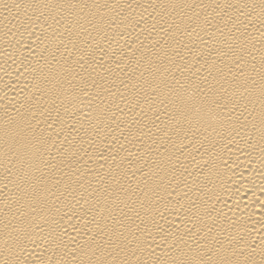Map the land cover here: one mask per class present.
Listing matches in <instances>:
<instances>
[{"label":"bare ground","instance_id":"bare-ground-1","mask_svg":"<svg viewBox=\"0 0 264 264\" xmlns=\"http://www.w3.org/2000/svg\"><path fill=\"white\" fill-rule=\"evenodd\" d=\"M0 264H264V0H0Z\"/></svg>","mask_w":264,"mask_h":264}]
</instances>
